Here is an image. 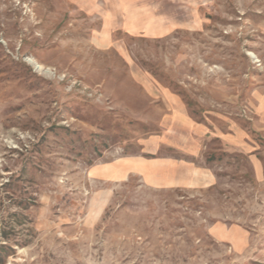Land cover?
Here are the masks:
<instances>
[{
	"label": "rangeland",
	"instance_id": "rangeland-1",
	"mask_svg": "<svg viewBox=\"0 0 264 264\" xmlns=\"http://www.w3.org/2000/svg\"><path fill=\"white\" fill-rule=\"evenodd\" d=\"M0 264H264V0H0Z\"/></svg>",
	"mask_w": 264,
	"mask_h": 264
}]
</instances>
